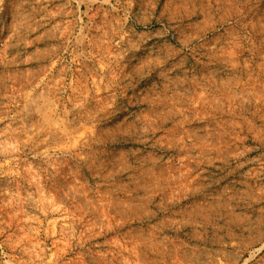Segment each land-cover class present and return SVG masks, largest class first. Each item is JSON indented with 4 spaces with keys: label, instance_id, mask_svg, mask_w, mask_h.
Instances as JSON below:
<instances>
[{
    "label": "clouds",
    "instance_id": "clouds-1",
    "mask_svg": "<svg viewBox=\"0 0 264 264\" xmlns=\"http://www.w3.org/2000/svg\"><path fill=\"white\" fill-rule=\"evenodd\" d=\"M73 3L85 0L55 12L0 0V61L50 62L23 73L31 90L4 120L20 119L17 150L44 160L45 184L75 209L81 231L61 233L73 256L57 264H264V0H87L99 6L87 25ZM62 13L73 19L49 29ZM46 37L71 59L35 47ZM68 127L87 135L79 151H37ZM25 241L0 252L50 264Z\"/></svg>",
    "mask_w": 264,
    "mask_h": 264
},
{
    "label": "rangeland",
    "instance_id": "rangeland-1",
    "mask_svg": "<svg viewBox=\"0 0 264 264\" xmlns=\"http://www.w3.org/2000/svg\"><path fill=\"white\" fill-rule=\"evenodd\" d=\"M67 0H49L48 10L50 12L57 11L62 7ZM98 5H93L92 11L87 7V0L85 3L80 4L77 10L75 3H73L71 11L75 15H79V19L83 25L89 23V17H92L97 12ZM88 13L87 15H83ZM43 15V13H41ZM103 18L102 13L95 15V23L92 25L91 31L88 28L84 29V35L88 36L91 40L93 36H99L95 32V27ZM40 19V16H37ZM73 16H65L63 13L52 19L51 23L47 25L50 29L56 24H64L72 20ZM45 29H38L35 35H42ZM79 28H76L74 34H78ZM63 41L50 40L47 37L45 40L40 41L35 47H39L41 51L46 48H56L66 60H70L71 56L64 53L59 45ZM82 49L88 48V41L81 46ZM34 48L30 47L28 52L31 53ZM16 51L9 49L7 52V60L12 61ZM49 61L44 60L40 65L34 63L29 64H13L0 61V242L11 237L13 243H18L22 237H28V241L21 244V247L29 249L34 248L36 245V253H41L50 264H57V252L62 253L63 259H70L73 253L67 251L72 247L73 241L67 236H62L61 233H79L81 226L74 223L73 220L65 217V209L71 214L75 209L71 208L68 203L63 200V192L57 194L48 184H45L44 173L41 171L47 165L41 158L34 159V153L29 154L25 149L17 150L19 139H26L22 133L15 131L20 127V119L17 118L15 122L12 119L4 120V117H14L20 111L15 105L23 106L24 101L20 98L21 91L27 92L31 90V86L25 84L23 73L32 71L39 67H48ZM87 65L84 71L93 69L95 61H85ZM84 67V65H79ZM60 64L56 65L59 69ZM55 71L53 75H55ZM39 77L34 78V83L38 82ZM43 90V86L39 91ZM25 124L29 121L25 120ZM9 125L14 131H8V135L3 133L8 130ZM31 135V133H29ZM48 133H41V138L47 137ZM87 135L84 131L74 133L73 128L68 127L64 131L56 130V135L48 140L47 144H42L37 151H44L46 148L57 149V155L62 153H75L79 151L83 139ZM51 155V153H49ZM63 158V157H62ZM186 163V162H185ZM31 169V170H29ZM195 183V181H194ZM43 185V201L41 200L40 193L37 189ZM49 192L55 197V200L49 199ZM63 204V207H61ZM47 213V214H45ZM79 215V213H77ZM87 222V221H85ZM67 226V227H65ZM104 238H100L102 241ZM55 244V247L53 245ZM51 249V251H48ZM103 251V248L100 249ZM261 255H264L262 253ZM15 258V259H14ZM28 257L17 249L15 252L11 248H6L5 252H0V264H16L18 260H27ZM87 258H85L86 260Z\"/></svg>",
    "mask_w": 264,
    "mask_h": 264
}]
</instances>
